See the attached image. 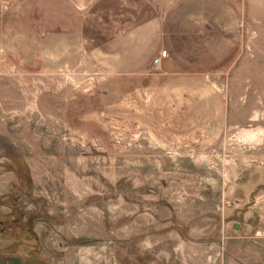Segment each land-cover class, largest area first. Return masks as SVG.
Instances as JSON below:
<instances>
[{
    "label": "rangeland",
    "instance_id": "374dc122",
    "mask_svg": "<svg viewBox=\"0 0 264 264\" xmlns=\"http://www.w3.org/2000/svg\"><path fill=\"white\" fill-rule=\"evenodd\" d=\"M239 260L264 264V0H0V264Z\"/></svg>",
    "mask_w": 264,
    "mask_h": 264
},
{
    "label": "crops",
    "instance_id": "0c3cea01",
    "mask_svg": "<svg viewBox=\"0 0 264 264\" xmlns=\"http://www.w3.org/2000/svg\"><path fill=\"white\" fill-rule=\"evenodd\" d=\"M242 247V246H241ZM241 252V251H240ZM240 261V260H239ZM240 263L241 264H245L243 261H240ZM254 262L253 261H251L250 263H248V264H253ZM255 264V263H254Z\"/></svg>",
    "mask_w": 264,
    "mask_h": 264
},
{
    "label": "built area",
    "instance_id": "2783aa9c",
    "mask_svg": "<svg viewBox=\"0 0 264 264\" xmlns=\"http://www.w3.org/2000/svg\"><path fill=\"white\" fill-rule=\"evenodd\" d=\"M163 54H165V51H164V53H163ZM159 58H160V56H159ZM159 58H158V59H159ZM158 59H157L155 62H157V61H158Z\"/></svg>",
    "mask_w": 264,
    "mask_h": 264
}]
</instances>
